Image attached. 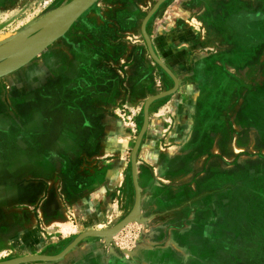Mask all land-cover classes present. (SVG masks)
<instances>
[{"label":"crops","instance_id":"0c3cea01","mask_svg":"<svg viewBox=\"0 0 264 264\" xmlns=\"http://www.w3.org/2000/svg\"><path fill=\"white\" fill-rule=\"evenodd\" d=\"M237 11L232 2L212 0L203 13L207 29L196 57L183 53L181 62L176 59L177 49H185V41H175L176 36L162 52L153 40L167 66L183 71L177 94L150 110L153 119L138 158L143 207L153 199L172 207L174 179L182 174L190 193L197 195V207H205L204 195L212 193L214 209H221L223 193H230V209L240 203L264 208V107L254 104V97L264 96V41L253 46L248 36L241 41L231 24L223 29V17ZM92 42L57 44L53 58H45L35 78L24 80L17 94L9 96L0 81V122L9 124L11 136L5 138L13 149L0 157L12 174L1 189L0 208L37 205L54 226L64 203L78 214L91 209L100 217L119 208L121 198L125 207L130 202L129 142L124 125L112 114L126 104L134 109L137 105L138 121L141 103L153 90L142 81L144 69L152 71V65L145 61L143 69L137 60V76L132 78L137 92L126 99L118 57L111 61L115 56ZM120 48L116 46V54ZM111 63L118 65L116 70ZM186 84L191 87L184 88ZM5 132L0 130V140ZM234 172L229 188L223 190V182L215 187V175ZM209 178L213 184L206 188ZM28 183L42 187L30 195L19 188ZM19 192H24L22 197Z\"/></svg>","mask_w":264,"mask_h":264},{"label":"rangeland","instance_id":"374dc122","mask_svg":"<svg viewBox=\"0 0 264 264\" xmlns=\"http://www.w3.org/2000/svg\"><path fill=\"white\" fill-rule=\"evenodd\" d=\"M73 1L0 0V52L9 51L13 42L19 39L31 41L49 30L61 12ZM159 1L96 0L59 39L22 66L0 77L9 96L12 93L17 94L22 85L27 83L24 80L33 78L38 66L41 64L43 66L44 59L53 58L57 44L93 41L92 43L95 44H103L105 54L109 57L115 56L110 57L111 61L118 57L119 78L121 83L125 80L126 99L132 95L134 89L137 92V81L132 80L134 73L137 76V60H141L143 69L145 61L152 65V71L148 68L144 69L146 77L142 76V81H147L145 85L153 89L151 95L141 103L139 123H137V105L134 109L133 106L126 104L112 114L124 125L129 142L125 151L129 166L128 186L133 196L126 207L125 201L122 202L121 198L119 208L109 210L106 216L98 217L93 214L95 210L86 209L78 214L76 209L68 208L64 203L65 207L63 206L58 215L59 224L54 226L49 225L51 220L44 216V212L39 210L37 205L16 204L10 208H0V264L21 259L33 260L16 264H264V208L256 209L240 203L238 205L240 207L230 209V193H223L221 209H214L212 193L204 195L205 207H197L194 202L198 200L197 195L193 196V193H190L189 187L185 184L187 180L184 181L182 174L176 175L174 179L175 199L172 207L160 206L158 200L154 199L148 203V206H142L138 158L149 126L137 152L141 208L136 214L137 195L132 175V152L144 126L145 104L150 98L172 90L175 86L171 76L151 56L142 33L145 18ZM231 2L233 6H237L238 11L236 15L223 17V29L231 24L241 41L248 40L253 46L263 43L264 0H223L225 4ZM211 3L212 0H167L150 18L147 33L155 54L166 66L167 64L157 54L153 40L157 41L162 52L166 50V44L170 42L169 38L172 35L176 36L175 41H185V49L183 51L177 49L180 56L176 59L181 62L183 53L185 58L196 57L206 35L204 31L207 29L203 13ZM117 45L121 47V50H117L116 54ZM111 64H113L111 67L114 66L116 70L118 65ZM170 70L177 78L180 87L178 78L182 77L183 70L179 69L177 72ZM187 71L191 72L190 69ZM183 82L181 80V85ZM179 87L173 94L151 103L149 125L153 119L150 112L152 107L175 96ZM190 87L187 84L184 86L186 89ZM254 98H256L255 106L263 108L264 96ZM160 112L161 109L158 114ZM158 119L163 120L159 117ZM6 123L7 121L0 122V128H2L0 130L6 131L4 138L0 140V157L13 153L12 145L10 146L7 142L9 139L5 138V136H11V129L6 130L9 126ZM3 163L4 161L0 160V173H3L0 177V196L4 194L1 189L4 186L7 188L6 176L12 175L4 168ZM175 167L179 168L177 171L181 173V162H178ZM223 167L225 169V166ZM235 174L234 172L223 173V176L215 175V187L219 188L220 182H223V190L229 188L228 183L233 182L232 178ZM213 179H207L206 188H210ZM159 180L165 184V181ZM225 182L226 186H224ZM41 187L42 185L35 183L19 186L30 195L36 194ZM9 193L6 192L7 195ZM23 193L19 192V196L22 197ZM59 195L62 201V195ZM134 215L133 222L119 229ZM84 233H91V235L60 260H34L39 256L60 255Z\"/></svg>","mask_w":264,"mask_h":264},{"label":"water","instance_id":"95a60500","mask_svg":"<svg viewBox=\"0 0 264 264\" xmlns=\"http://www.w3.org/2000/svg\"><path fill=\"white\" fill-rule=\"evenodd\" d=\"M96 0H74L71 4H69L60 14L57 21L52 25V27L43 32L42 34L36 36L31 41H24L22 46L19 48H12L7 52H0V62L4 63L8 59H12L9 62L1 65L0 63V77L7 75L17 69L18 67L25 64L29 59H31L33 56H35L37 53L42 51L44 48H46L48 45L55 42L57 39H59L65 30L73 23L75 22ZM167 0H160L154 8L150 11V13L145 18L143 24H142V33L145 37V40L147 42V46L149 49V52L153 59L171 76V78L174 80L175 86L172 90H169L163 94H160L158 96L150 98L144 108V126L138 136L136 145L132 152V175H133V182L136 190L137 195V203H136V214L140 211L141 208V194L139 189V183H138V176H137V152L140 147L142 138L147 131V128L149 126V107L152 102L169 96L173 94L179 87V82L175 75L172 73V71L157 57L153 50L151 39L147 33V24L150 20V18L154 15V13L158 10L161 4H163ZM135 214V215H136ZM135 215L129 218L127 221H125L119 229H122L129 223L133 222L135 220ZM91 233H84L80 237H78L64 252H62L58 256H39L37 258H34V260H45V261H57L61 258L65 257L70 251L73 250L82 240H84L86 237L90 236ZM33 259H21L17 260L15 262L6 263V264H16L20 262H26Z\"/></svg>","mask_w":264,"mask_h":264},{"label":"bare ground","instance_id":"6f19581e","mask_svg":"<svg viewBox=\"0 0 264 264\" xmlns=\"http://www.w3.org/2000/svg\"><path fill=\"white\" fill-rule=\"evenodd\" d=\"M23 42H24V40H20L19 39V41H17V42H13V44L9 47V48H19V47H21L22 46V44H23ZM13 59V58H12ZM12 59H8L7 61H5L4 63H2L1 65H3V64H5V63H7V62H9L10 60H12ZM0 65V66H1Z\"/></svg>","mask_w":264,"mask_h":264}]
</instances>
